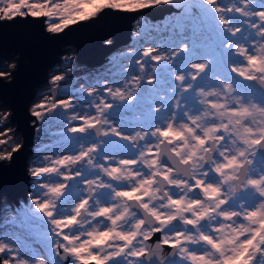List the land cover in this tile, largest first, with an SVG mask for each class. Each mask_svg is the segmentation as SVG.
Listing matches in <instances>:
<instances>
[{
    "label": "snow or ice",
    "instance_id": "snow-or-ice-1",
    "mask_svg": "<svg viewBox=\"0 0 264 264\" xmlns=\"http://www.w3.org/2000/svg\"><path fill=\"white\" fill-rule=\"evenodd\" d=\"M160 5L177 18L167 35L127 53L126 66L64 88L65 57L64 74L50 76L57 95L38 99L31 114L60 150L29 167L46 179L0 240V264H29L19 233L30 244L53 234L61 261L75 264L264 256V0H0V24L46 17V30L59 34L105 10ZM11 132H0V161L22 148Z\"/></svg>",
    "mask_w": 264,
    "mask_h": 264
},
{
    "label": "water",
    "instance_id": "water-1",
    "mask_svg": "<svg viewBox=\"0 0 264 264\" xmlns=\"http://www.w3.org/2000/svg\"><path fill=\"white\" fill-rule=\"evenodd\" d=\"M175 9L173 8L172 11ZM168 5L146 8L141 12H115L105 10L97 18L73 25L59 34L49 33L44 17L18 19L16 22L0 24V56L15 54L14 66L10 76L0 79V99L8 106L10 120L22 132V148L13 153L11 161H0V198L2 194L15 202L17 196L25 198L31 175L26 173L27 155L31 151L34 123H29L32 116L29 102L35 89L47 81L49 67L59 58L62 45L73 44L76 59L90 66L102 63L108 54L120 42H127L131 37L132 21L142 15L152 19L170 13ZM171 11V12H172ZM111 41V44L106 43ZM253 83L259 87L254 81ZM57 257H59L57 255Z\"/></svg>",
    "mask_w": 264,
    "mask_h": 264
},
{
    "label": "rangeland",
    "instance_id": "rangeland-1",
    "mask_svg": "<svg viewBox=\"0 0 264 264\" xmlns=\"http://www.w3.org/2000/svg\"><path fill=\"white\" fill-rule=\"evenodd\" d=\"M222 3L228 1L221 0ZM259 6V5H257ZM175 10L170 13H165L163 17L152 19L146 15H140L132 21L131 25V37L127 42H120L115 48L107 55L108 57L100 64L95 66H90L83 62H79L76 59V51L73 44L69 43L62 45V52L59 55V58L49 67L48 79L45 83L39 85L35 89L34 96L29 102V110L33 108L38 99L42 97H48L51 99L53 96L57 95V91L54 85L50 86V76L52 74H64V59L65 57L71 58V63L67 67L71 68L72 71L66 75L65 80L61 82L62 87H79L81 84L88 86L87 84L92 83L95 78L98 76H104L108 73L109 69L115 70L120 66H126L129 60L132 58L127 53L133 52L135 49H139L142 46V41L144 43H151L152 40H158L161 36L167 35L170 30V21L176 19ZM143 17V19H141ZM48 18L44 17V20ZM55 23L56 20L53 19L49 21ZM47 26V25H46ZM248 31V29H245ZM143 31H150L151 34H145ZM136 32H139L140 35L137 36ZM150 46V45H146ZM11 54L9 57L0 56V71H11V68L14 66V56L16 53L10 51ZM242 60V58H241ZM10 75L7 76V78ZM233 80L239 82V87L241 89H249L255 87L259 89L253 82L242 81L236 76H232ZM76 82V83H75ZM59 98H68L61 95ZM260 99L259 95L256 97ZM0 99V116L10 113L8 106L3 105ZM36 122V118L33 116L29 119V123ZM5 128H11V137L15 143H22L23 135L22 132L15 127V124L11 122L10 117L8 120L0 123V132ZM42 125L37 121L33 125V134L31 142L28 147L31 148V151L27 155V173L29 167L32 165H40L45 163L43 157L46 155H52L53 153L60 150V147L52 142L55 140V137L49 135V130L47 125H44V130L38 131L41 129ZM55 130V129H52ZM12 140L9 143H12ZM9 145L3 146V150H7ZM7 162V161H4ZM259 163V160H258ZM30 175V174H29ZM46 178L30 176L28 187L26 190L25 198L22 195L17 196V201L15 202L11 197H8L6 194H2L0 198V240L4 238L5 235L10 234L14 231V226L11 224L13 217L16 214V211L20 205L23 203H28L29 193H38L39 189L35 187L39 182H42ZM249 203L245 202L244 207H249ZM24 233L18 234V239L20 240L23 247L20 248V254L22 258L28 259L29 264H34V257L42 258L46 261V264H75V261L69 257L66 261H61V257H57L56 249L53 247L57 237L53 234H49L44 238L35 241L34 244H30L26 239H24ZM38 245V246H37ZM198 247V246H197ZM27 249V251H25ZM264 262V256H261L260 259L256 258L255 264H262Z\"/></svg>",
    "mask_w": 264,
    "mask_h": 264
},
{
    "label": "flooded vegetation",
    "instance_id": "flooded-vegetation-1",
    "mask_svg": "<svg viewBox=\"0 0 264 264\" xmlns=\"http://www.w3.org/2000/svg\"><path fill=\"white\" fill-rule=\"evenodd\" d=\"M234 206H235V205H234ZM261 256H262V255H259V254H258L256 258H257V259H260V258H261Z\"/></svg>",
    "mask_w": 264,
    "mask_h": 264
},
{
    "label": "bare ground",
    "instance_id": "bare-ground-1",
    "mask_svg": "<svg viewBox=\"0 0 264 264\" xmlns=\"http://www.w3.org/2000/svg\"><path fill=\"white\" fill-rule=\"evenodd\" d=\"M26 168H27V166H26ZM26 173H27V170H26ZM28 174V173H27Z\"/></svg>",
    "mask_w": 264,
    "mask_h": 264
},
{
    "label": "trees",
    "instance_id": "trees-1",
    "mask_svg": "<svg viewBox=\"0 0 264 264\" xmlns=\"http://www.w3.org/2000/svg\"><path fill=\"white\" fill-rule=\"evenodd\" d=\"M225 1H228V0H225ZM227 3V2H226Z\"/></svg>",
    "mask_w": 264,
    "mask_h": 264
}]
</instances>
